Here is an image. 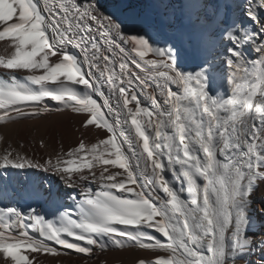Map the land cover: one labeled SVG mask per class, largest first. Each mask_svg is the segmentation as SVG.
<instances>
[{"label": "snow or ice", "instance_id": "6c2138e0", "mask_svg": "<svg viewBox=\"0 0 264 264\" xmlns=\"http://www.w3.org/2000/svg\"><path fill=\"white\" fill-rule=\"evenodd\" d=\"M145 8L0 0V264L109 250L138 253L132 264H264V0ZM192 47L200 62L184 71ZM218 63L230 95L214 99ZM53 112L78 118L75 146L37 155L3 133Z\"/></svg>", "mask_w": 264, "mask_h": 264}, {"label": "bare ground", "instance_id": "6f19581e", "mask_svg": "<svg viewBox=\"0 0 264 264\" xmlns=\"http://www.w3.org/2000/svg\"><path fill=\"white\" fill-rule=\"evenodd\" d=\"M149 2L150 0H98L100 7L105 10L118 11L121 4L128 3L131 8L141 14L148 11V9L145 8V5ZM172 2L175 3L176 0H172ZM122 10L127 11V9ZM183 51L184 58L179 66L184 71H194L200 62L196 49L194 47L185 48ZM4 54L5 45L0 42V55ZM147 58L153 57L149 55ZM228 72L229 70L223 63H218L212 68L211 73L208 74L205 90L214 99L218 98V94L221 93L225 98L230 95V86L227 83ZM0 76L7 78L6 74L2 71H0ZM98 102L102 101L98 100ZM52 103L54 104L55 102ZM79 128L80 125L78 118L75 115L64 112H53L44 119L36 118L20 124L10 125L3 129V133L10 138V141L23 143L30 152L35 150L37 155H41L45 151L51 152L53 149L59 150L61 144L65 149L75 146L81 139V132L78 131ZM41 137L46 141L48 145L47 149L40 148L38 141ZM98 138L100 137H97L95 132H90L85 137V141L95 142ZM30 173L31 170L29 174ZM40 178L46 185L50 184L62 192L65 191L64 185L60 183L58 177L49 174H41ZM19 179L22 181L23 176L19 177ZM13 187L15 188V185H13ZM10 203L11 202L9 201H0V206L10 205ZM68 204L70 205L71 201H68ZM19 206L23 207L24 210H27L24 201H20ZM36 206L37 205L33 204V207ZM38 210L46 211L47 209L46 206L42 205ZM137 254L138 253L133 251L109 250L104 254L98 255V257L94 258L89 264H97L98 261L103 262L105 260L108 264H132L133 259ZM46 264H52V262L47 261ZM56 264H82V262L79 255L73 254L62 256L56 261Z\"/></svg>", "mask_w": 264, "mask_h": 264}]
</instances>
